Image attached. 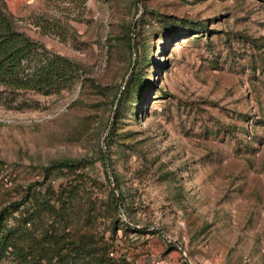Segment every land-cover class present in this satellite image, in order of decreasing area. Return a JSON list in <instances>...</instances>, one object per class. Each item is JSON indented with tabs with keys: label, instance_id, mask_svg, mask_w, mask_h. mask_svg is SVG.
Masks as SVG:
<instances>
[{
	"label": "rangeland",
	"instance_id": "1",
	"mask_svg": "<svg viewBox=\"0 0 264 264\" xmlns=\"http://www.w3.org/2000/svg\"><path fill=\"white\" fill-rule=\"evenodd\" d=\"M1 1L17 30L81 72L49 95L0 85V210L41 188L59 209L72 176L42 168L71 159L83 183L65 220L27 224L37 238L45 227L125 264H264V0ZM152 11L205 27L170 42ZM145 54L163 69L146 72L142 114L115 122L114 98ZM23 261L14 250L0 264Z\"/></svg>",
	"mask_w": 264,
	"mask_h": 264
},
{
	"label": "trees",
	"instance_id": "2",
	"mask_svg": "<svg viewBox=\"0 0 264 264\" xmlns=\"http://www.w3.org/2000/svg\"><path fill=\"white\" fill-rule=\"evenodd\" d=\"M143 8L146 11L144 6ZM150 13L155 15L157 21L162 22L163 33L166 34L170 42L196 34L199 32L198 29L205 27L202 23L186 19H171V21L158 19L160 14L155 11ZM135 37L134 34L132 43L130 39L128 40L130 49H136ZM147 55H144L141 62L137 57L135 58L134 66L128 74L123 88L114 98V105L116 104L115 122L127 115L136 119L138 114H142L143 103L148 93L151 95V87L154 84L147 78L146 72L150 69L149 66L163 69L159 62L154 61L152 56L148 58ZM138 66L140 67L138 68ZM80 72L81 66L77 62L60 53L45 51L36 41L17 30L13 26L10 16L4 11L3 2L0 0V85L8 90L11 89V91H34L42 95H49L65 88ZM113 128L114 126L110 127L106 142L114 134ZM81 166L79 161L62 159L42 168L48 176L59 172H68L72 176V181L61 186L55 195L59 209L50 202L53 193L46 195L41 192V188L36 192H28L19 200L11 202L0 210V261L8 257L12 251L17 250L23 257V262L27 264H53L54 258L60 264H125L122 257L120 259L109 257L108 247L104 254L91 253L84 245L75 241H72L68 246L65 245L69 242L63 241L60 237L61 234H51L45 227L40 232V238L34 236L27 227V224H32L35 219L41 221L43 217H58L59 222L66 219V213L78 194L79 183H83L74 175ZM111 202L116 213L119 208H124L122 196H116L113 190ZM24 204L28 206L25 214L15 220L14 226H10L9 217ZM113 226V228L116 227V230L144 231L132 227L121 218H115Z\"/></svg>",
	"mask_w": 264,
	"mask_h": 264
},
{
	"label": "water",
	"instance_id": "3",
	"mask_svg": "<svg viewBox=\"0 0 264 264\" xmlns=\"http://www.w3.org/2000/svg\"><path fill=\"white\" fill-rule=\"evenodd\" d=\"M115 107H116V104H115V106H114V109H115ZM111 123V122H110ZM104 144V142H102V145ZM105 158H106V162H107V156L105 155ZM113 185H114V183H113ZM175 243L176 244H178V242L177 241H175ZM185 260H186V262H188V263H190L191 264V262L189 261V259L187 258V257H185Z\"/></svg>",
	"mask_w": 264,
	"mask_h": 264
}]
</instances>
